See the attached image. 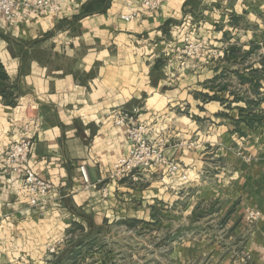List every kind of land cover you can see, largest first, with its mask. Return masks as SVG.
<instances>
[{"label": "crops", "instance_id": "crops-1", "mask_svg": "<svg viewBox=\"0 0 264 264\" xmlns=\"http://www.w3.org/2000/svg\"><path fill=\"white\" fill-rule=\"evenodd\" d=\"M54 1L58 14L35 7L0 19L10 92L0 93V264H45L47 246L72 222L99 226L120 205L178 202L187 192L192 211L218 202L225 222L239 225L229 234L243 243L239 257L224 264H264V97L234 99L264 96V0H165L129 21L120 17L126 0ZM189 15L202 25L207 55L180 53L176 28ZM10 99L27 100L38 118L30 162L61 195L44 208L17 193L20 174L5 160L21 133ZM120 109L164 138L186 179L157 167L137 179L110 176L130 146L112 116ZM247 111L257 113L255 125ZM247 208L261 214L250 227Z\"/></svg>", "mask_w": 264, "mask_h": 264}, {"label": "rangeland", "instance_id": "rangeland-1", "mask_svg": "<svg viewBox=\"0 0 264 264\" xmlns=\"http://www.w3.org/2000/svg\"><path fill=\"white\" fill-rule=\"evenodd\" d=\"M200 26L198 18L189 15L176 28L179 33L178 48L184 58L208 54L209 46L203 40ZM261 97L264 96L242 95L234 99L255 102ZM17 105L18 100L13 108ZM20 105L17 111L13 110L18 123L35 114L27 100H22ZM24 106H27L26 111ZM245 114L247 120L253 119L251 124L255 125L257 113L247 111ZM261 117L263 119V115ZM165 146L163 138V163L155 167L163 168V176L168 178L177 172L181 177L182 173H186L183 164L167 156ZM238 152L242 154L241 150ZM170 162L179 164L176 173L170 171ZM192 199V192H187L178 202L159 197L120 205L111 213L113 218L99 226L90 222L85 227L72 222L47 246L42 261L45 264H224L227 256L228 259H238L243 243L238 236L229 237L231 232L236 236L237 222L232 225L225 222L224 212L217 213L221 206L218 202L213 205L202 200L199 207L192 211ZM52 247L54 251H50Z\"/></svg>", "mask_w": 264, "mask_h": 264}, {"label": "built area", "instance_id": "built-area-1", "mask_svg": "<svg viewBox=\"0 0 264 264\" xmlns=\"http://www.w3.org/2000/svg\"><path fill=\"white\" fill-rule=\"evenodd\" d=\"M164 1L126 0L120 17L127 21L132 20L140 14L141 9L155 11L161 7ZM35 7L45 8L53 14H58L60 10V6L54 0H0V19L13 20L17 16L26 17L28 11ZM21 101L18 100V105L14 108H20ZM25 107L27 108V106ZM112 114L114 123L124 130L126 138L130 142L128 152L115 159L110 175L112 178L131 176L133 179H137L142 172L155 167L158 163H163V138L158 140L152 138L151 128L144 121L139 120L135 112L120 109ZM25 119V122L18 123L14 115L13 121L20 125L21 133L7 146L4 156L6 162L11 166V170L20 174L17 193L25 198L30 206L44 208L49 204L59 202L61 195L55 184L39 175L30 162L38 118L33 114ZM238 153L241 154V152ZM241 155L245 160L251 159V154L242 153ZM169 169L172 173H176L179 170V164L170 162ZM80 170L83 179L87 181L85 166L81 165ZM181 177L186 179L187 174L184 172ZM260 215L259 210L247 208L244 216L248 223L254 224ZM50 251H54V247Z\"/></svg>", "mask_w": 264, "mask_h": 264}, {"label": "trees", "instance_id": "trees-1", "mask_svg": "<svg viewBox=\"0 0 264 264\" xmlns=\"http://www.w3.org/2000/svg\"><path fill=\"white\" fill-rule=\"evenodd\" d=\"M5 79H6V75H5V72L3 71L2 69V66L0 64V93L3 95V96H8V94H10V92L8 91L7 89V86L5 85ZM217 97L219 96H215V95H205V98L206 99H216ZM221 98V97H220ZM12 99V98H11ZM9 100V102L11 104H15V99L14 100ZM249 123H251L252 121L251 120H247Z\"/></svg>", "mask_w": 264, "mask_h": 264}, {"label": "bare ground", "instance_id": "bare-ground-1", "mask_svg": "<svg viewBox=\"0 0 264 264\" xmlns=\"http://www.w3.org/2000/svg\"><path fill=\"white\" fill-rule=\"evenodd\" d=\"M16 111L19 109V107H17V108H14Z\"/></svg>", "mask_w": 264, "mask_h": 264}]
</instances>
